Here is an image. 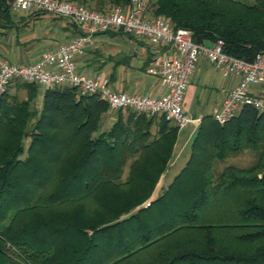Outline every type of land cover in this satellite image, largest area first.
<instances>
[{
  "label": "trees",
  "instance_id": "obj_1",
  "mask_svg": "<svg viewBox=\"0 0 264 264\" xmlns=\"http://www.w3.org/2000/svg\"><path fill=\"white\" fill-rule=\"evenodd\" d=\"M11 2L0 0V20ZM148 3L197 43L220 39L244 59L264 52V0ZM10 85L0 95V264H264V110L245 104L222 123L203 115L183 165L152 196L172 122L115 110L102 128L109 110L97 94L47 87L37 106L36 84ZM244 151L247 164H224Z\"/></svg>",
  "mask_w": 264,
  "mask_h": 264
},
{
  "label": "built area",
  "instance_id": "obj_2",
  "mask_svg": "<svg viewBox=\"0 0 264 264\" xmlns=\"http://www.w3.org/2000/svg\"><path fill=\"white\" fill-rule=\"evenodd\" d=\"M11 9L65 17L90 31L121 30L150 43H161L171 53L155 58L160 87L157 96L128 94L112 90L107 78L100 73L83 75L76 71L74 56L81 52L89 36L88 33L76 34L43 50L32 62L14 63L0 58V95L15 81L42 88L68 86L75 88L79 95L97 94L109 111L163 115L181 129L198 121L182 110L181 103L198 58L204 56L221 76L236 79L221 103L210 112L217 123L224 122L245 104L264 110V52L244 59L223 51L220 39L209 45L197 43L187 28L173 27L165 17L151 14L148 0H127L125 6L105 11L71 0H12Z\"/></svg>",
  "mask_w": 264,
  "mask_h": 264
},
{
  "label": "crops",
  "instance_id": "obj_3",
  "mask_svg": "<svg viewBox=\"0 0 264 264\" xmlns=\"http://www.w3.org/2000/svg\"><path fill=\"white\" fill-rule=\"evenodd\" d=\"M78 32L89 36L81 52L74 56L77 72L102 74L114 91L159 94L155 58L162 53L170 54L168 47L121 30L90 31L87 27L72 25L65 17L45 12L13 11L8 22H0V58L14 63L32 62L43 50L69 40ZM235 81L233 76H221L204 56L198 58L181 103L182 110L198 121L178 129L171 160L188 150L200 118L221 103ZM43 90L38 86L36 97L39 101ZM113 120L114 117H110L108 124Z\"/></svg>",
  "mask_w": 264,
  "mask_h": 264
},
{
  "label": "rangeland",
  "instance_id": "obj_4",
  "mask_svg": "<svg viewBox=\"0 0 264 264\" xmlns=\"http://www.w3.org/2000/svg\"><path fill=\"white\" fill-rule=\"evenodd\" d=\"M243 1H251V0H243ZM11 13L14 10H10ZM42 13V12H40ZM58 17V16H57ZM0 22H8L7 20H0ZM8 92L13 93L15 91V86L14 84L10 85L7 89ZM19 97H24V91H19L18 93ZM39 99L36 97L35 98V104L38 106L39 105ZM114 111H108L107 114H105L102 119H101V126L100 127H107L109 124L108 120L110 119V117H114ZM187 151L188 150H184L181 151L179 153L178 159H172V156L169 160V165L167 166L166 170L162 173V175L160 176L155 189L153 191V195L152 196H156L157 193L160 191L161 187L165 186L166 183H168L172 176L179 170L178 165H183V160H185V157L187 155ZM251 160V154L248 151H244L236 156H232L229 157L224 164L226 163H232V164H236V165H245L247 164L249 161ZM172 161V162H171Z\"/></svg>",
  "mask_w": 264,
  "mask_h": 264
}]
</instances>
